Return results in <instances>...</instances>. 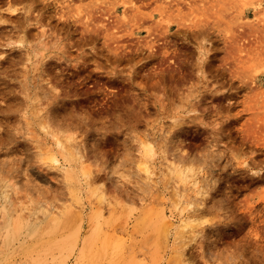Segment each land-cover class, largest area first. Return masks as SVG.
Returning a JSON list of instances; mask_svg holds the SVG:
<instances>
[{
  "label": "rangeland",
  "instance_id": "obj_1",
  "mask_svg": "<svg viewBox=\"0 0 264 264\" xmlns=\"http://www.w3.org/2000/svg\"><path fill=\"white\" fill-rule=\"evenodd\" d=\"M8 102L48 198L0 264H264V0H0Z\"/></svg>",
  "mask_w": 264,
  "mask_h": 264
},
{
  "label": "bare ground",
  "instance_id": "obj_2",
  "mask_svg": "<svg viewBox=\"0 0 264 264\" xmlns=\"http://www.w3.org/2000/svg\"><path fill=\"white\" fill-rule=\"evenodd\" d=\"M10 101V100H9ZM10 103L9 106L5 107L0 110V112H5L6 114H3L1 115L0 114V186L1 187H12L13 190H14V193H11L8 189L7 190H4V191H1L0 192V210L3 212V217L6 218L11 215H14V221L15 218V213L16 211H21L20 209L24 208V205L23 204H20L21 202H25L23 199L24 198H27V201L29 200L27 195L26 197L24 195H19V192L23 191V190H27V191H30L32 193H38V196L41 195L42 196V199L43 198H48V195L46 194V191L48 192V189L45 190V188L40 184L41 182L43 181H47L45 179V177L43 176V173L42 171H40L38 168H37V165L36 163H38L37 159H35V156L33 155L32 152H30V148L28 146H25L23 145L20 140L18 138H16V135L13 133V130H14V126L13 124H11V115H10V110H15V109H12V105H11V102H8V104ZM58 109V107H57ZM56 110V109H55ZM49 111V109H48ZM47 111V113H48ZM54 111V110H53ZM58 111V110H56ZM46 113V114H47ZM49 114V113H48ZM50 115V114H49ZM10 116V117H9ZM47 116V115H46ZM45 116V117H46ZM62 115H60L61 117ZM60 117L58 116V114L56 112H53L49 117L47 116L46 117V123H47V119L49 120V124H52V125H56V128H58L59 126H64V122L65 120L63 121V123L61 122V119ZM72 117V116H71ZM75 117V116H74ZM61 118H64L63 116ZM71 119V118H70ZM73 119V117H72ZM76 122V121H75ZM74 120H72V123H68L67 125L69 124H72V128L75 129L74 127H76V124H75ZM48 125V123H47ZM66 125V127L68 128V126ZM58 126V127H57ZM71 126V125H70ZM50 127V126H49ZM65 127V128H66ZM60 128V127H59ZM70 129V127L68 128ZM56 131V129H55ZM15 132V130H14ZM53 133H54V129H53ZM52 133V134H53ZM69 137V136H68ZM67 137V138H68ZM68 141H69V145H70V148H69V151H68V154H69V157L67 156V159L69 161V163H71L70 165H73V167H75L76 165V162L79 160V158L81 157L82 155V151L81 149L79 148V145L77 144V142L75 141V138L72 137L71 138H68ZM23 145V146H22ZM178 147V146H177ZM211 155V154H209ZM188 155H186L187 157ZM179 157V156H178ZM188 157H191V156H188ZM206 159L207 158H210V157H205ZM204 158V159H205ZM212 158V157H211ZM210 158V159H211ZM176 159L177 156H176ZM180 159V157H179ZM196 159V158H195ZM203 159V160H204ZM214 160V158H212ZM211 159V160H212ZM182 160V159H181ZM180 160V161H181ZM193 160V159H192ZM191 160V162H193ZM209 160V159H208ZM178 161V160H177ZM179 161V162H180ZM182 162V161H181ZM184 162V161H183ZM204 162V161H203ZM206 162V160H205ZM210 163V162H209ZM183 165V163H181ZM181 164H177V165H180ZM185 164V163H184ZM205 164V163H204ZM221 164V163H220ZM186 165V164H185ZM183 165V166H185ZM189 165V164H188ZM191 165V164H190ZM189 165V166H190ZM207 165V164H206ZM214 165V163H213ZM217 165V164H216ZM215 165V167H216ZM173 166V165H172ZM188 166V167H189ZM205 167V165H203ZM212 166V165H211ZM223 166V165H222ZM179 167V166H178ZM177 166H174V167H171L170 165V168H172L174 171L176 170H179L177 172H180L177 173L178 175H182V180L185 181V179L188 177V171L191 172V174L189 173V176L191 177L192 175V170L194 168L192 167H188L185 166V167H180V169L178 168ZM192 168V169H191ZM208 168V166L206 167ZM210 168V167H209ZM209 168L207 170H209ZM212 168V167H211ZM210 168V170H211ZM214 168V166H213ZM201 170V169H199ZM209 170V171H210ZM214 170V169H213ZM173 172V171H172ZM193 172L195 173H200L199 171H195V169L193 170ZM215 172V171H214ZM175 173V172H174ZM195 173V175H196ZM211 173H213V171H211ZM210 174V173H209ZM218 174V172H217ZM194 175V176H195ZM204 175V174H202ZM211 175V174H210ZM208 175V179H209V176ZM198 176V175H197ZM216 176V175H214ZM213 176V177H214ZM181 177V176H180ZM196 177V176H195ZM213 177H211L212 179H214ZM185 178V179H184ZM193 178V175L191 177V180ZM207 178V177H206ZM210 178V179H211ZM188 179V178H187ZM190 179V178H189ZM205 179V178H204ZM195 180V179H194ZM40 181V183H39ZM177 181V180H176ZM204 181V180H203ZM207 181V180H205ZM209 181V180H208ZM196 183V182H195ZM207 184V183H206ZM210 186V185H209ZM180 188V187H179ZM184 188V187H182ZM180 188V189H182ZM185 189V188H184ZM187 189V188H186ZM178 191V190H177ZM187 191V190H186ZM184 190H182V192H186ZM179 192V191H178ZM183 193V195H185ZM202 193V192H201ZM180 194V193H179ZM182 194V193H181ZM180 194V196H181ZM40 197V196H39ZM206 197V196H205ZM41 198V197H40ZM26 200V199H25ZM32 200V198H31ZM192 200H193V197H192ZM195 200V198H194ZM38 202H40L41 200L38 199L37 200ZM195 202V201H194ZM208 202V201H207ZM191 203V202H190ZM193 203V201H192ZM197 203V202H196ZM199 203V202H198ZM197 203V204H198ZM44 204V203H43ZM202 204V203H201ZM7 205H11V209L7 210ZM43 206V205H41ZM39 206V207H41ZM47 206V205H46ZM49 206V205H48ZM56 206V205H55ZM39 207H32V208H27L29 209L30 211L29 212H26L24 213V217H28V218H31L34 216V214L37 213ZM26 209V206L25 208ZM43 209V207L41 208ZM25 211V210H24ZM28 211V210H27ZM14 213V214H13ZM0 214H2L0 212ZM23 215V214H22ZM2 217V216H1ZM19 217V216H18ZM18 217L16 219H18ZM21 217V216H20ZM21 219V218H19ZM23 221V219H21ZM57 218L54 219V221H56ZM13 221V223H14ZM20 221V220H19ZM18 222V220H17ZM37 222V221H36ZM24 223V222H23ZM19 225H21V223H18L17 224V227H19ZM49 226H51L49 224ZM16 227V228H17ZM20 228V227H19ZM9 230V229H8ZM17 230V229H16ZM33 232H35V228L32 229ZM2 231V230H1ZM7 231V230H6ZM206 232V231H205ZM209 232V231H208ZM33 234V233H31ZM212 237V236H211ZM7 238V237H6ZM10 246V245H9ZM36 246V244H35ZM209 246V245H208ZM207 246V247H208ZM30 248V247H28ZM33 248V247H32ZM210 248V246H209ZM217 249V248H216ZM213 252V251H212ZM214 254V253H213ZM212 254V255H213ZM184 256V255H183ZM213 257V256H212ZM205 258V257H204ZM218 258V257H217ZM220 258V257H219ZM260 258V257H259ZM216 260V259H215ZM213 262V261H212ZM257 263V262H256ZM223 264V263H222Z\"/></svg>",
  "mask_w": 264,
  "mask_h": 264
}]
</instances>
